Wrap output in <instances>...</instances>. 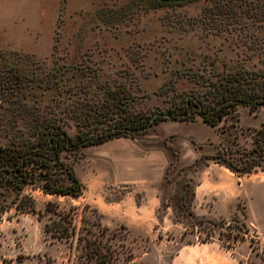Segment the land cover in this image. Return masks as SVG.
Wrapping results in <instances>:
<instances>
[{"label":"rangeland","instance_id":"rangeland-1","mask_svg":"<svg viewBox=\"0 0 264 264\" xmlns=\"http://www.w3.org/2000/svg\"><path fill=\"white\" fill-rule=\"evenodd\" d=\"M157 2L0 0V78L5 71L21 78L17 94L9 93L12 83H0V143L6 142V130L23 128L20 116L29 109L63 116V129L74 136L83 104L101 115L82 120V129V123L104 128L116 117L102 101L108 92L123 95L127 110L149 115L188 99L211 104L213 85L228 73L244 71L248 86L264 85V0ZM47 72H56L49 91L41 81ZM243 106L229 108L216 126L218 149L229 150V160L251 148L259 127H236V109ZM249 112L264 117V104ZM88 146L67 154L73 168ZM261 146L264 167V135ZM176 172H167L156 218L144 226L103 215L82 197L26 186L22 193L33 199V212L11 207L0 214V264H91L84 238L100 242L102 252L110 249L112 259L105 264H168L177 248L205 239L228 246L235 264H264V171L241 176L249 196L232 213L204 216L214 226L184 213L192 181ZM220 218L226 223L218 226ZM56 220L70 221L67 235L45 230V223ZM234 234L242 239L234 240Z\"/></svg>","mask_w":264,"mask_h":264},{"label":"trees","instance_id":"trees-1","mask_svg":"<svg viewBox=\"0 0 264 264\" xmlns=\"http://www.w3.org/2000/svg\"><path fill=\"white\" fill-rule=\"evenodd\" d=\"M157 4L160 3L157 0ZM75 73V72H74ZM0 78V83L10 84V95L17 94L21 81L20 74L16 72L5 71ZM56 72H47L41 81L46 83L45 90L54 89L51 85ZM244 71L238 75L226 74L217 80V84L213 85L215 91L212 92L210 103L201 100L194 101L188 99L184 103H178L164 111L155 112L145 115L140 112H131L122 102L123 95L117 92H108L103 96L102 101L107 107L115 109L116 117L111 118L104 128L98 129L97 126H87L83 124V129L79 123L86 118L101 115L91 106L83 104L80 107V114L75 120L76 134L69 136L63 129V116L52 114L49 112H37L35 110H27L23 115V128H16L11 131L6 130V142L0 143V214L9 210L11 207L19 211L33 212V199L22 193L26 186L34 187L45 194L69 196L76 198L82 194L84 185L77 177L71 160L67 154L74 153L80 147L87 145L100 144L108 139L119 136H137L144 133L151 125L157 121L169 118L173 120H193L197 115L202 121L212 126H217L223 119L229 108H233L238 104L245 105L250 111L259 103L264 104V85L258 88L250 87L245 82ZM40 81V79H39ZM19 100H15L16 102ZM20 107L24 104L16 103ZM26 109V108H24ZM23 109V110H24ZM108 110V109H107ZM9 132V134H8ZM221 133V130L219 131ZM264 135V117L259 127L255 129V136L252 139V146L249 150L239 152L238 158L229 160L231 152L218 149L212 156H208L214 163L224 166L236 176L248 175L257 168L264 171L260 160L262 157V137ZM228 148V147H227ZM257 157V158H255ZM240 163L237 165L236 163ZM243 163V164H242ZM200 163L192 164L190 170H194ZM192 199V191L190 200ZM8 201V202H7ZM48 203L46 204L47 207ZM190 204L181 207L184 213L193 218L197 217L190 209ZM62 218V215H59ZM200 221L208 222L216 225L213 219L200 216ZM233 220H237L232 217ZM226 221L223 218L218 219V226L223 225ZM70 221L66 225H62L59 221H51L45 223V230L55 236H63L68 234ZM241 228L246 230L244 224ZM234 240L242 239V235H232ZM200 240V241H206ZM100 242L91 241L84 238L82 247L84 255L91 264H105L112 259V253L108 247L105 252L99 246ZM228 247V246H227ZM226 247V248H227Z\"/></svg>","mask_w":264,"mask_h":264},{"label":"crops","instance_id":"crops-1","mask_svg":"<svg viewBox=\"0 0 264 264\" xmlns=\"http://www.w3.org/2000/svg\"><path fill=\"white\" fill-rule=\"evenodd\" d=\"M236 112L239 128H256L263 120L246 106ZM219 135L216 126L201 118H164L140 135L89 145L74 168L84 185L82 194L74 199L82 197L95 210L114 215L124 224L152 225L161 204L160 186L166 182L167 172L177 168L192 181L189 209L194 215L214 218L230 214L239 200L245 203L249 193L241 176L208 159L218 150ZM200 162L190 170V165ZM168 264H235V259L229 249L212 239L194 240L177 248Z\"/></svg>","mask_w":264,"mask_h":264},{"label":"water","instance_id":"water-1","mask_svg":"<svg viewBox=\"0 0 264 264\" xmlns=\"http://www.w3.org/2000/svg\"><path fill=\"white\" fill-rule=\"evenodd\" d=\"M160 3H178V2H184L187 0H159Z\"/></svg>","mask_w":264,"mask_h":264}]
</instances>
